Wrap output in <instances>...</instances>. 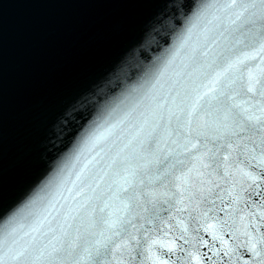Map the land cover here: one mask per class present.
Masks as SVG:
<instances>
[{
    "label": "snow or ice",
    "instance_id": "6c2138e0",
    "mask_svg": "<svg viewBox=\"0 0 264 264\" xmlns=\"http://www.w3.org/2000/svg\"><path fill=\"white\" fill-rule=\"evenodd\" d=\"M141 2L11 162L0 135V264H264V0Z\"/></svg>",
    "mask_w": 264,
    "mask_h": 264
},
{
    "label": "water",
    "instance_id": "95a60500",
    "mask_svg": "<svg viewBox=\"0 0 264 264\" xmlns=\"http://www.w3.org/2000/svg\"><path fill=\"white\" fill-rule=\"evenodd\" d=\"M0 135L11 162L46 106L82 72L98 77L133 49L152 11L141 0H0Z\"/></svg>",
    "mask_w": 264,
    "mask_h": 264
}]
</instances>
